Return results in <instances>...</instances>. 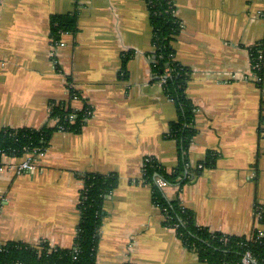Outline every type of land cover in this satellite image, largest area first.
<instances>
[{
    "label": "crops",
    "instance_id": "crops-1",
    "mask_svg": "<svg viewBox=\"0 0 264 264\" xmlns=\"http://www.w3.org/2000/svg\"><path fill=\"white\" fill-rule=\"evenodd\" d=\"M169 1L180 22L174 60L190 70L185 93L194 107L196 134L185 155L168 137L180 114L153 71L145 0H0V129L53 127L58 103L89 112L78 133L52 134L35 172L17 174L21 160L2 157L0 246L71 248L82 178L116 175L95 264H206L164 225L142 178L146 159L168 173L184 166L181 187L161 189L194 213L198 227L229 236L257 227L264 86L254 80L250 49L264 54V0ZM65 14L76 16L78 29L55 43L50 18ZM210 154L213 166H202Z\"/></svg>",
    "mask_w": 264,
    "mask_h": 264
},
{
    "label": "trees",
    "instance_id": "trees-1",
    "mask_svg": "<svg viewBox=\"0 0 264 264\" xmlns=\"http://www.w3.org/2000/svg\"><path fill=\"white\" fill-rule=\"evenodd\" d=\"M152 26V43L154 45L153 71L161 81L166 95L176 101L180 114L177 122L171 123L168 137L179 143L181 155L186 154L190 141L196 131L189 125L194 118V107L186 96V85L190 70L174 60L172 42L180 31V22L173 16V5L169 0H145ZM74 15H53L50 18V36L58 43L64 34H75L78 27ZM257 46L251 47L252 63L259 66L254 73L259 77L256 82L264 86V54L263 60H256ZM262 50V49H261ZM131 54H125L122 65L125 68ZM164 80V82H162ZM75 114L74 123L68 122V116ZM53 119L58 123L53 127L44 126L36 129H0V161L2 157H21L35 149H45L54 132L63 127L65 131L78 133L88 117L87 107L74 111L65 103L54 104L51 109ZM264 124V116L260 119ZM264 135V126L260 130ZM214 157L208 155L202 166L211 167ZM181 165L172 173H168L156 162L144 163L143 179L152 186L153 203L159 207L164 217V225L174 228L177 237L185 248L196 253L200 261L206 264H242L245 253L249 252L257 264H264V208L256 210V225L250 236H229L219 232H211L195 224L194 213L184 208L178 200H169L155 180L162 179L167 186L183 184ZM80 195V220L77 225L73 246L67 249L50 248L46 242L30 246L21 242H6L0 246V264H95L96 247L100 235V227L104 216V201L117 185L116 175L90 174L83 178ZM258 227L263 236L258 237Z\"/></svg>",
    "mask_w": 264,
    "mask_h": 264
},
{
    "label": "built area",
    "instance_id": "built-area-1",
    "mask_svg": "<svg viewBox=\"0 0 264 264\" xmlns=\"http://www.w3.org/2000/svg\"><path fill=\"white\" fill-rule=\"evenodd\" d=\"M256 52L258 53L256 60L258 61L263 60L262 51H260L259 49H256ZM252 60L253 58L251 57V62ZM258 66H259L258 63H255V64L252 63L253 70L256 69ZM254 80L258 82L260 79L259 77H257V75H255ZM162 82H164V80H162ZM70 97L72 100L78 99V95L74 94L73 92L71 93ZM75 117H76L75 114H70L68 116V122L70 124H73ZM54 121L56 124L58 123V119L55 118ZM58 131H65V129H63V127H60ZM43 156H44V149L43 150L35 149L33 152H26L21 157H17L21 161L15 166L16 173L22 174L24 172H28V173L35 172L37 169V166H36V163L34 162V159L36 157H43ZM149 161L150 159H146L144 160V163L149 162ZM0 166H1V161H0ZM155 183L159 188H165L167 186L166 183L162 179H159V178L155 180ZM258 233H259L258 237L263 236V231L260 227H258ZM253 262L254 260L252 259V256L249 252L245 253V255L243 256L241 260L242 264H254Z\"/></svg>",
    "mask_w": 264,
    "mask_h": 264
},
{
    "label": "water",
    "instance_id": "water-1",
    "mask_svg": "<svg viewBox=\"0 0 264 264\" xmlns=\"http://www.w3.org/2000/svg\"><path fill=\"white\" fill-rule=\"evenodd\" d=\"M253 263H254V264H257V262H256V261H254Z\"/></svg>",
    "mask_w": 264,
    "mask_h": 264
}]
</instances>
